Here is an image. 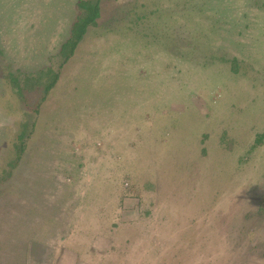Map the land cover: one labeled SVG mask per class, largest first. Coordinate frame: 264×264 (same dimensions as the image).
Wrapping results in <instances>:
<instances>
[{
    "label": "rangeland",
    "instance_id": "1",
    "mask_svg": "<svg viewBox=\"0 0 264 264\" xmlns=\"http://www.w3.org/2000/svg\"><path fill=\"white\" fill-rule=\"evenodd\" d=\"M77 1L0 0V264H264V0H101L60 64Z\"/></svg>",
    "mask_w": 264,
    "mask_h": 264
},
{
    "label": "trees",
    "instance_id": "2",
    "mask_svg": "<svg viewBox=\"0 0 264 264\" xmlns=\"http://www.w3.org/2000/svg\"><path fill=\"white\" fill-rule=\"evenodd\" d=\"M209 2L210 0H207V5L209 4ZM76 7L78 9V13L76 14L75 20L71 24L69 37L61 44L60 49L58 51L59 59L61 60L60 64H65L69 60V58L72 57V55L75 52V49L77 48L78 44L81 42L84 35L88 32L89 28L92 27L94 28L95 26H99L98 18L101 15V0H78L76 2ZM131 15H132L131 11L124 12L121 9L117 8L114 10L113 17L104 20L103 23L105 24L107 23L109 24V26H113L114 28L116 26L119 27L120 29L129 28L131 31L133 30L136 31L137 30L136 27L138 26V22H137L138 17H135L134 22H132V20L130 19ZM127 18H129V20H127ZM125 20L128 22V24H126L127 26L126 25L124 26ZM113 24H115V26ZM131 24H134L135 28L130 26ZM179 32L183 36H180L177 40H175V38L171 35L170 32H164L158 30V28L156 27L151 28L149 34L152 35L153 38L164 37L166 39L167 48L171 49V47H174L172 49H175L177 55L181 57H186V55L195 57L196 52L193 51L197 49V38L187 37L186 40H188L189 42L188 43L184 38L186 37L184 36L185 35L184 32L181 30H179ZM175 34L180 35L178 34L177 31H175ZM184 40L186 46L182 45L184 44ZM187 47L191 48L190 53L193 52V54L189 53ZM232 63L234 69H237L236 58H232ZM58 70L59 69H54L51 65H47L37 69L36 71L25 73V77H23V75L19 73L20 78L17 76V78L15 79V77L12 76V79L15 80L14 84L16 85H20V82L22 80L25 83V90L26 88L28 90L35 89L37 87L39 88V89L37 88V90L40 91V96L35 104L37 108L41 104V102L46 98V95L49 93V91L57 83L59 79ZM35 111L37 112V110ZM27 115H28V119L25 118V121L21 122V131L19 132L17 139L19 141H17L18 143L16 142V144H14V147L16 149V157H14L13 160L9 162L8 169L5 172L6 175L7 174L9 175V172L17 166L18 161L21 159V156L23 155V152L25 150L29 138L32 137L33 135L34 127L36 126V120H35L36 116H34L33 114L32 115L27 114ZM70 132L73 134L72 131ZM82 144L85 147L88 145V141L82 142ZM64 145L67 146V144ZM73 167H74V160H72L71 158L68 162L64 164V168L62 169V171H65V169L74 170ZM238 234L239 237L243 239L246 235L251 234V232L250 229L247 227V225H242V226L240 225L238 228ZM261 254L264 255V252H262ZM246 261H248V259H246Z\"/></svg>",
    "mask_w": 264,
    "mask_h": 264
}]
</instances>
